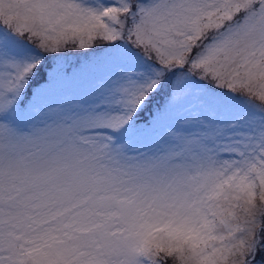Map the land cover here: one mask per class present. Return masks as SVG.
Masks as SVG:
<instances>
[{"label": "snow or ice", "instance_id": "1", "mask_svg": "<svg viewBox=\"0 0 264 264\" xmlns=\"http://www.w3.org/2000/svg\"><path fill=\"white\" fill-rule=\"evenodd\" d=\"M0 264H264V0H0Z\"/></svg>", "mask_w": 264, "mask_h": 264}]
</instances>
